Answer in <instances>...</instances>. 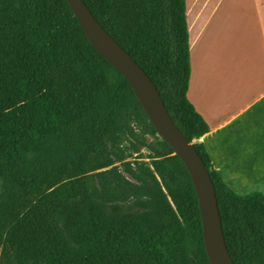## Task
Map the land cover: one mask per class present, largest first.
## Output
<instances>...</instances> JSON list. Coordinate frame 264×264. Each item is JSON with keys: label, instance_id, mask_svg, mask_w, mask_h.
<instances>
[{"label": "trees", "instance_id": "obj_1", "mask_svg": "<svg viewBox=\"0 0 264 264\" xmlns=\"http://www.w3.org/2000/svg\"><path fill=\"white\" fill-rule=\"evenodd\" d=\"M82 2L204 164L233 264H264V194H237L199 142L185 0ZM0 264H209L186 169L67 0H0Z\"/></svg>", "mask_w": 264, "mask_h": 264}, {"label": "crops", "instance_id": "obj_2", "mask_svg": "<svg viewBox=\"0 0 264 264\" xmlns=\"http://www.w3.org/2000/svg\"><path fill=\"white\" fill-rule=\"evenodd\" d=\"M209 5L210 0H196L192 10L206 12ZM189 8L185 0L186 26ZM212 16H207L206 25ZM193 18V23H198L195 15ZM254 34L248 54L238 52L236 46L231 47L234 41L227 39L225 50H233V59L224 55L213 66L199 54L205 32L188 33L186 98L209 128L199 142L215 169L222 172L225 183L238 189L264 185V28L254 30ZM217 80L227 83L217 84Z\"/></svg>", "mask_w": 264, "mask_h": 264}, {"label": "water", "instance_id": "obj_3", "mask_svg": "<svg viewBox=\"0 0 264 264\" xmlns=\"http://www.w3.org/2000/svg\"><path fill=\"white\" fill-rule=\"evenodd\" d=\"M91 47L128 82L145 116L186 169L195 190L209 264H233L225 244L215 190L192 144L173 124L149 77L104 31L82 0H67Z\"/></svg>", "mask_w": 264, "mask_h": 264}, {"label": "rangeland", "instance_id": "obj_4", "mask_svg": "<svg viewBox=\"0 0 264 264\" xmlns=\"http://www.w3.org/2000/svg\"><path fill=\"white\" fill-rule=\"evenodd\" d=\"M195 3L196 0H186V4L190 7L186 14L187 26L188 33L190 30L198 31L200 35L201 31L205 32L204 47L199 50L203 59L213 66L224 55L227 59H233V50H225L227 39L234 41L231 47L236 46L238 52L248 54L252 38L255 37L254 30L264 28V0H210V5L205 9L206 12L193 11ZM203 14L213 15L208 25H206L207 16ZM193 15L196 16L195 21L198 23H193ZM219 43L222 45L221 50H218ZM213 66L212 68L217 71V67ZM218 81H216L217 84ZM219 82L223 85L227 83V80ZM229 187L242 196L253 192L264 193V185L241 189L231 185Z\"/></svg>", "mask_w": 264, "mask_h": 264}]
</instances>
